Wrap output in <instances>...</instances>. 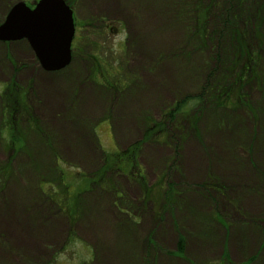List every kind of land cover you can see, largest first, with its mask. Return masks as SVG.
Wrapping results in <instances>:
<instances>
[{"label":"rangeland","instance_id":"obj_1","mask_svg":"<svg viewBox=\"0 0 264 264\" xmlns=\"http://www.w3.org/2000/svg\"><path fill=\"white\" fill-rule=\"evenodd\" d=\"M37 1L0 0V22L14 4L23 2L32 8ZM68 1L75 36L71 61L57 74L42 73L24 40L0 42V264H141L139 252L146 242L141 246L135 237L140 236L142 219L130 222L135 228L128 234L109 218L105 204L98 202L102 196H113L114 208L132 213L133 193L123 187L125 179L143 194L152 190L155 196L157 191L150 185L168 183L161 176L170 175L181 155L201 159L199 170L211 177L204 186L227 197L225 190L235 183L237 190L240 187L255 201L262 200L258 182L264 173V44L253 39L254 30L248 27L264 17V0H216L215 9L230 13V23L236 24L234 18L241 17L234 31L239 29L250 51L245 63L249 68L238 66L234 72V76L239 73L238 81L230 73L211 80L214 87L219 83L232 89L229 97H220L226 101L219 108L198 98L207 82L201 68L217 54V48L203 45L195 36L198 27L192 17L186 11L182 15L188 0ZM253 27L256 34L258 27L264 31V24ZM223 39L216 47L227 49L224 58L230 62L234 49L230 39ZM55 76L71 79L67 84L71 86L72 128L63 136L46 122L58 114L60 106L59 96L53 99L48 89ZM4 95L13 100L17 96L22 107L19 115L3 109ZM183 99L185 114L164 125L165 112ZM139 142L140 153L149 147L158 154L152 173L140 163L139 153L134 174L114 171L101 181L94 177L101 168L102 153L112 155ZM215 159H228L231 164L230 172L226 171L229 183L213 176L206 162ZM163 162L170 163L164 174L159 171ZM239 169L245 171L241 177L248 179L232 182L239 177ZM220 206L225 211L221 214L226 233L230 208ZM237 213L245 224L254 225L242 208ZM206 228L214 231L213 224ZM249 230L250 241L241 243L257 245L250 252V264H264V239L255 240V230ZM150 240L143 264H157L153 246L156 258L157 251H164ZM230 251L224 249L219 260L214 249L202 264H225L224 255L229 264H241L240 258L247 253Z\"/></svg>","mask_w":264,"mask_h":264},{"label":"crops","instance_id":"obj_2","mask_svg":"<svg viewBox=\"0 0 264 264\" xmlns=\"http://www.w3.org/2000/svg\"><path fill=\"white\" fill-rule=\"evenodd\" d=\"M26 47L30 50L28 45ZM60 71H43L42 73L52 75L57 74ZM55 79V81L51 80L49 82L48 89L53 95V99L54 97L56 98V96H59V111L58 114L52 116L48 119V121L46 120V122L48 127L56 131L60 136H63L65 130L69 131V128H72V106H70V104L68 105L71 86L67 84V82H70L71 79H61L57 77ZM66 102L69 107L63 106ZM151 151L153 152V149L149 147L144 152L141 151L139 161L140 163L142 162L141 164L147 167L148 171L152 173L153 167H155L153 162L159 160V158L157 153L152 154ZM215 160V162H206L209 163V169H211L212 173H214L213 176L222 184L224 182L229 183L227 172H230L228 169L231 167V164L228 163V159H220L218 161L217 159ZM200 161L201 159L199 158H188V156H184L183 159V155H181L174 163V165H176H173L175 168L173 171H170V175L166 174L164 176L165 178H162L161 176V179L166 180L168 183L159 182V184L150 185V187L157 191L155 196L152 190L149 192L146 191L145 194H143L138 186L134 185L133 187L130 184H127L128 181L125 179L126 182L123 187H125L126 191L133 193L132 204L135 206L132 208V213L128 210L122 211L114 208L112 205L114 204L113 196H110V198L102 196L103 198H100L98 203L105 204L104 207L109 209V218L113 219L114 223L118 224L121 228L124 227L125 230H129L130 232L128 234L131 233L132 235V231L135 228L129 225L130 222L135 221L136 218L142 219L143 223L139 229L140 236L135 237L139 240V242L141 241V246L144 241L146 242V246L143 244V248H140L139 252V261L141 264L145 261L147 243L148 241H151V238L152 241L155 242V245L158 244L157 247L164 250L163 252L157 251L158 258H156V253H154L156 248L153 246L151 250L152 258L155 262L157 261V264H193V262H195L194 264H202L206 262V255H209L212 250L214 251V249L219 260L222 257L224 249H228V252H231L230 250H234L237 253H239L240 250L245 251L247 253L242 255L240 263L246 264L251 258L250 252L252 249L257 247V245L255 246V242L254 244L247 245L248 247L251 246V249H249L246 245L244 247L242 245L243 243H241L243 241H250L252 232L249 229L251 228L255 230V240L256 238L257 240L261 239V241L262 238L264 239V208L262 209V206L260 205H264V173H261L258 182L261 185L260 190L258 191L261 193L262 200L255 201L257 200L255 196L253 198V195H250L249 192L241 191L240 187L238 188L240 191L237 190L238 185H235V183L230 191L228 189L225 190V193L228 192L226 197L225 195H221L219 190L218 192L213 187L204 186L205 182H207L211 177H209L208 174L206 175V170H199L198 166L200 165ZM167 164L170 163L163 162L160 165L159 171L163 172V174L166 170ZM207 165L208 164H205L204 161V166ZM239 172V177L235 179L234 176L232 182H236L238 179H248L246 176L241 177V175L245 172L244 170L239 169ZM249 178L251 179L250 181L253 182V176H250ZM154 183L155 182L153 181L151 184ZM225 199H227V201ZM85 204L90 203L85 202ZM219 204H229L230 208V212L228 213L231 215H228L231 217V221L229 222L228 220L230 227L229 232L226 233L223 223L225 217H222L221 214V212L223 213L225 211L223 207H219ZM233 204H238V206L234 207ZM238 207L239 209H243L244 213L248 215V218H251L254 225L249 223L245 224L241 221L239 216L240 214L237 213ZM216 208L217 212L215 211ZM216 213H218L219 216H216ZM206 224H213L214 231L212 232V229L206 228ZM256 224L261 225L262 227L259 229ZM240 225L242 227L248 226V229L241 230ZM210 231L212 232V237L206 238V234ZM225 236H227V238H225ZM179 237H182L184 240L183 257L175 254L176 243ZM127 245L130 246V244ZM242 248H244V250H242ZM126 250L128 251L127 248ZM167 252L170 253L168 254ZM123 258H126L125 253H123ZM128 259H132L130 255ZM128 259L126 260L128 261ZM133 261L134 260H132V262Z\"/></svg>","mask_w":264,"mask_h":264},{"label":"trees","instance_id":"obj_3","mask_svg":"<svg viewBox=\"0 0 264 264\" xmlns=\"http://www.w3.org/2000/svg\"><path fill=\"white\" fill-rule=\"evenodd\" d=\"M64 1L68 5V7L71 9L72 2L68 0H64ZM216 3H217L216 0L215 2L214 0H209V1L208 0H188L187 3H183L182 8L185 10L184 12H182L183 13L182 15H184L187 12L192 17L190 19L193 20V23L197 25L198 27L197 33L195 36L198 38V40L202 42L203 45L212 46L213 44L214 46H212L213 48L211 50H214V51H215V48H217L216 49L217 54L214 52L215 55L211 56L210 59L207 58V60L205 61L204 70H202L201 68V72L202 71L205 72L204 76H205V79L207 80L206 82L207 85L205 84V86L202 88L198 98H200L199 101H201L202 103L212 101L213 107L215 106V108H219L223 106L224 102L226 101V99L221 100L220 97L222 98V95L225 98L229 97V95H231L230 93L232 92V89H231V86H227L226 88H223L221 84L219 85V83L216 85V87H214L212 85L211 80L213 78L217 79L215 78V76H217L218 74L230 73V76H233V79L234 80L237 79L238 81L239 73L237 74V76L236 75L234 76V72L235 70H237L236 68L238 66H240L241 68H244V66L246 65L245 63L248 62L250 51L248 49V46H246L244 42V38L241 37V34H239V29L237 31L236 30L234 31V28L239 27L241 17L236 16L234 18L236 19L235 20L236 24L232 22L230 23V19H231L230 13H226L227 11L225 13L221 12L220 9L216 10L215 9ZM174 5L176 6V3ZM218 13H219V16H218ZM256 21H257L256 25L261 26L262 24H264V17H261L260 19H257ZM256 25L254 24V21L253 22L251 21L248 29L250 30L251 28V31L254 30L253 31V33L255 34L254 35L255 37L253 36L254 40L255 38L260 39V40L262 39L263 44H264V31L262 32V29L260 30V27H258L259 33L256 34L255 32L256 27H253ZM223 34H224V39H223ZM198 35L200 37H198ZM225 38L230 39L231 44H232L231 47L234 49V55L232 56L233 59L230 62H226L224 58V54L226 53L227 49L226 50L223 49L224 48L223 45L222 47L220 45L219 49L218 47H216L218 43H222V39L223 41H226ZM243 44H245L246 47H244ZM240 61L241 63H238ZM247 68H249V66H247ZM251 70L253 69L250 68V71ZM6 90L8 92L10 91L8 96H11L10 88ZM217 92H219L220 94H217ZM3 100L4 101H2L1 103L3 105L4 110L11 109L14 114L19 115L20 109L22 107H20V104L18 103L17 96L13 100L12 97H7V95L6 96L4 95ZM184 104H185L184 99L181 102L180 101L175 102L172 105V107H170L165 112L162 123L164 122L163 124L166 125L167 122L172 121L177 116L181 114L182 115L185 114V111L183 110ZM11 129L15 130V127L12 126ZM11 145L13 144L11 143ZM141 145L142 144L140 142L135 143L132 146H129L127 149L122 150V151L119 150L113 153L112 155L102 153L101 166H100L101 168H99L96 171V173L94 174V177L100 178V181H101V179L105 177L107 173L114 172V171L123 172V173L125 172V174L129 173V175L134 174L136 172V160L138 159ZM126 169L127 171H124ZM175 254L181 257L184 256V240L182 237H179L177 240ZM223 258H224V260H222L223 263L229 264L225 255L223 256ZM252 260L253 259L250 258L247 263L250 264Z\"/></svg>","mask_w":264,"mask_h":264},{"label":"water","instance_id":"obj_4","mask_svg":"<svg viewBox=\"0 0 264 264\" xmlns=\"http://www.w3.org/2000/svg\"><path fill=\"white\" fill-rule=\"evenodd\" d=\"M74 32L72 11L64 0H38L32 8L18 2L0 23V42L24 40L41 69L56 72L70 63Z\"/></svg>","mask_w":264,"mask_h":264},{"label":"flooded vegetation","instance_id":"obj_5","mask_svg":"<svg viewBox=\"0 0 264 264\" xmlns=\"http://www.w3.org/2000/svg\"><path fill=\"white\" fill-rule=\"evenodd\" d=\"M1 22H2V21H1ZM1 22H0V23H1ZM17 42H18V41H15V42H8L7 44H15V43H17ZM2 44L4 45V44H6V43L3 42ZM71 53H72V43H71ZM70 61H71V60H70Z\"/></svg>","mask_w":264,"mask_h":264},{"label":"bare ground","instance_id":"obj_6","mask_svg":"<svg viewBox=\"0 0 264 264\" xmlns=\"http://www.w3.org/2000/svg\"><path fill=\"white\" fill-rule=\"evenodd\" d=\"M6 16V15H5ZM5 18V17H4Z\"/></svg>","mask_w":264,"mask_h":264}]
</instances>
